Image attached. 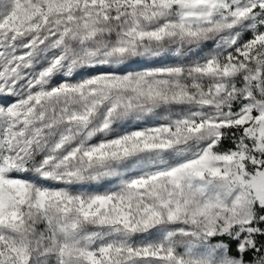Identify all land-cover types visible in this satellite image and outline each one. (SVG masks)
<instances>
[{
  "label": "snow or ice",
  "instance_id": "6c2138e0",
  "mask_svg": "<svg viewBox=\"0 0 264 264\" xmlns=\"http://www.w3.org/2000/svg\"><path fill=\"white\" fill-rule=\"evenodd\" d=\"M0 264H264V0H0Z\"/></svg>",
  "mask_w": 264,
  "mask_h": 264
},
{
  "label": "rangeland",
  "instance_id": "374dc122",
  "mask_svg": "<svg viewBox=\"0 0 264 264\" xmlns=\"http://www.w3.org/2000/svg\"><path fill=\"white\" fill-rule=\"evenodd\" d=\"M142 65H135L134 67H140ZM105 188L110 187V185H104Z\"/></svg>",
  "mask_w": 264,
  "mask_h": 264
}]
</instances>
